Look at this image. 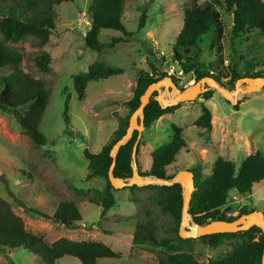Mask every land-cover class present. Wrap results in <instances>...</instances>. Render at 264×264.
I'll return each instance as SVG.
<instances>
[{
    "label": "rangeland",
    "instance_id": "rangeland-1",
    "mask_svg": "<svg viewBox=\"0 0 264 264\" xmlns=\"http://www.w3.org/2000/svg\"><path fill=\"white\" fill-rule=\"evenodd\" d=\"M92 1L74 0L53 6L55 29L43 47L34 46L30 37L10 45L25 54L16 68L40 80L48 93L49 104L39 126L47 142L35 148L14 116L0 110V177L7 181L11 192V195L7 194L5 185L0 181V197L22 218L28 232L41 236L49 244L60 238L96 241L120 256L118 259H101L96 264H157L173 250L178 253L192 251L203 264L221 259L238 239H225L216 249L200 239L189 238L178 242L174 220L157 207L155 191L147 189L130 191L123 188L113 192L116 205L100 217L101 208L95 206V202L104 189V180H85L88 171L83 150L98 153L113 137L118 128L117 115L122 117L127 113L123 102L132 97L136 72H150L151 66H154L158 77L170 69H179L171 59L172 47L182 28L183 11L193 0H128L121 22L126 31L134 35L99 52L87 49L84 44V36L91 27L88 8ZM212 1L195 0V3L204 6ZM143 10H146V23L138 31V19ZM216 10L224 28L222 39L218 42L215 34L206 36L199 45L197 60L218 67V70L228 73L227 77L232 70L241 73L247 63L254 66V71L264 72V35L252 29L233 39L231 13L219 6ZM116 37H122V34L102 29L98 39L107 44ZM39 50L48 53L52 59L45 73L37 72L27 57V54ZM96 61L121 68L123 74L90 83L85 100L79 101L73 93L71 77L85 72ZM13 68H0V77ZM176 78L179 90L195 83L189 76ZM228 80L224 78L223 81ZM212 91L210 100L181 102L171 114L164 115L150 128L144 129L137 156L140 170L149 168L154 150L171 141V125L182 130L181 136L187 147L166 168L168 176L176 177L178 172L198 166L206 177L217 157L233 162L238 168L249 154L259 151L264 156V89L238 95V110H234L216 90ZM175 95L176 92L172 91L165 98ZM68 96L69 124L66 125L63 110ZM201 104L206 105L212 114L211 130L208 132L197 130L193 125L201 114ZM61 202L76 205L81 215V222L76 226L55 224L29 211L32 208L52 215ZM244 206L264 215V183L254 187L250 194L238 195L234 190L230 191L221 211L234 217ZM146 212L150 217L145 216ZM147 220H153L157 240L160 243L167 241L173 250L164 245L133 243L136 224ZM181 223L180 219L178 230ZM11 261L14 264H40L34 255L21 249L0 253V264H10ZM55 264L80 263L74 258L64 257Z\"/></svg>",
    "mask_w": 264,
    "mask_h": 264
},
{
    "label": "trees",
    "instance_id": "trees-1",
    "mask_svg": "<svg viewBox=\"0 0 264 264\" xmlns=\"http://www.w3.org/2000/svg\"><path fill=\"white\" fill-rule=\"evenodd\" d=\"M127 1H92L88 8V21L91 27L84 36V44L87 49L99 52L104 48H112L117 42L129 39L134 35V33L126 31L121 22V15ZM62 2L71 3L74 0H0V68L14 67L10 72L0 77V110L14 116L22 132L29 137L35 148H40L47 142L45 136L39 131V126L49 104V97L40 80L16 68L25 58V54L12 49L10 45L21 43L29 37L32 38L34 46L38 48L46 45L49 35L55 29L53 6ZM216 6L231 13V37L233 39L244 31L252 29L264 35L263 0H213L204 6L197 5L193 0L183 11L182 28L172 47L171 59L182 70L183 76H189L195 82L205 77H211L221 87L233 90L238 79L264 77V72L262 70L254 71V66L247 63L241 73L232 70L227 77L228 73H223L221 69L218 70V67L197 60L196 56L200 52L199 45L206 36L215 34L218 42L222 39L224 28ZM145 23L146 10H143L138 19L137 30L143 29ZM102 29L118 31L122 37L112 38L107 44L102 43L98 39ZM220 49L219 47L218 50L220 51ZM27 57L39 73L47 72L52 62L50 55L40 50L27 54ZM219 61L222 62V59ZM156 72L154 66H151L150 72L143 70L136 72V85L132 97L123 102L127 113L122 117L117 115L118 128L114 131L113 137L101 147L98 153L83 150L88 171L85 180L94 178L104 180V189L98 201L95 202V206L101 208L100 217H103L110 208L116 205L113 192L117 190L113 189L108 180V172L113 162L110 150L125 135L129 118L138 108L140 96L145 89L150 84L167 76L166 73H163L156 77ZM121 74H123L121 68L96 61L89 65L85 72L71 77L73 93L79 101H84L86 88L90 83ZM224 78H229V80L224 82ZM171 79L177 85V78L171 76ZM212 95L213 91L209 90L200 94L197 100L208 101ZM155 96L154 93L144 108L143 125L145 129L150 128L162 116L171 114L179 106L162 109ZM69 100L70 96L66 98L63 110V120L66 125L69 124ZM232 107L234 110H238L239 102ZM200 108L201 114L193 125L197 130L208 132L211 130L212 114L206 105L201 104ZM170 128L173 132L171 141L151 153V163L147 170H140L136 160L137 172L141 177L166 180L174 177L166 174V168L175 162L176 157L187 145L181 136L182 130L175 125H171ZM137 135V131H134L129 141L119 148L113 168L114 177L123 180L131 178L133 172L131 155ZM140 141L136 157L139 154ZM189 171L193 173L194 191L191 195L188 214L194 222L198 225H205L214 220L234 221L241 215L254 210H248L244 206L239 209L236 216L232 217L222 212L221 208L225 206L230 191L234 190L238 195L250 194L254 187L264 183V156L259 151L249 154L242 160L238 168L233 162L217 157L212 164L210 174L206 177H203L201 168L198 166ZM0 181L5 185L7 194L11 195L7 181L2 177H0ZM127 189L130 191L142 189L155 191L157 207L160 211L170 215L175 222L176 240L178 242L187 241L181 239L178 234L182 210V188L180 185L131 186ZM76 192L78 193V191ZM29 211L66 227H74L81 222V215L73 202L59 203L52 215L37 212L32 208ZM145 216L150 217L147 212ZM232 238L238 239L231 245L232 249L226 252L221 259L207 261L206 264H261L264 240L261 230L257 227H252L247 231L214 234L199 239L206 241L210 248L216 249L225 239ZM132 241L137 245H164L167 249H172L167 245V241L160 243L157 240L153 220L137 223ZM20 249L34 255L40 264H55L64 257L74 258L80 264H96L101 259H118L120 257L107 245L96 241H73L60 238L50 244L47 243L41 236L28 232L22 218L16 215L10 205L0 197V253L6 250L17 251ZM173 251L167 253L165 258L157 264H203L195 258L192 251L179 253ZM10 264L14 263L11 261Z\"/></svg>",
    "mask_w": 264,
    "mask_h": 264
},
{
    "label": "water",
    "instance_id": "water-1",
    "mask_svg": "<svg viewBox=\"0 0 264 264\" xmlns=\"http://www.w3.org/2000/svg\"><path fill=\"white\" fill-rule=\"evenodd\" d=\"M244 88V89H243ZM264 89V77H243L238 79L234 84L233 90H228L221 87L213 78L205 77L194 84L179 90L171 77L165 78L150 84L139 99L138 108L131 114L129 118L128 128L125 135L119 139L111 148L110 156L113 160L108 172V180L115 190L128 188L131 186L143 187L148 185L156 186H172L178 184L182 188V210H181V226L179 228V237L181 239H199L201 237L210 236L214 234L236 233L240 231H247L252 227H257L261 230L264 240V215L260 211H253L248 214L241 215L234 221L214 220L205 225H198L193 218L188 214L189 203L191 195L194 191L193 173L188 170L178 172L176 177L166 180L157 179L154 177H141L137 172L136 150L142 132L145 127L143 125L144 108L148 104L151 96L155 93L156 101L161 105L162 109L176 106L181 102H193L202 93L209 90H216L221 97L234 106L238 102V95L258 92ZM172 91L176 92L173 98H165L166 95ZM134 131L138 135L132 149V176L128 180L116 178L113 175V168L115 159L119 148L125 145L131 138ZM191 226H193L191 228ZM261 264H264V246L261 258Z\"/></svg>",
    "mask_w": 264,
    "mask_h": 264
},
{
    "label": "built area",
    "instance_id": "built-area-1",
    "mask_svg": "<svg viewBox=\"0 0 264 264\" xmlns=\"http://www.w3.org/2000/svg\"><path fill=\"white\" fill-rule=\"evenodd\" d=\"M167 75L168 76H182V70L179 68L178 70H175V69H170L168 72H167Z\"/></svg>",
    "mask_w": 264,
    "mask_h": 264
},
{
    "label": "crops",
    "instance_id": "crops-1",
    "mask_svg": "<svg viewBox=\"0 0 264 264\" xmlns=\"http://www.w3.org/2000/svg\"><path fill=\"white\" fill-rule=\"evenodd\" d=\"M258 92H259V91H258ZM162 117H163V116H162ZM162 117H161V118H162ZM138 156H139V155H138ZM137 162H138V157H137ZM145 170H146V169H145Z\"/></svg>",
    "mask_w": 264,
    "mask_h": 264
},
{
    "label": "bare ground",
    "instance_id": "bare-ground-1",
    "mask_svg": "<svg viewBox=\"0 0 264 264\" xmlns=\"http://www.w3.org/2000/svg\"><path fill=\"white\" fill-rule=\"evenodd\" d=\"M238 97V96H237ZM193 226H191V228H192Z\"/></svg>",
    "mask_w": 264,
    "mask_h": 264
},
{
    "label": "clouds",
    "instance_id": "clouds-1",
    "mask_svg": "<svg viewBox=\"0 0 264 264\" xmlns=\"http://www.w3.org/2000/svg\"><path fill=\"white\" fill-rule=\"evenodd\" d=\"M167 74V73H166ZM169 77H171V76H169Z\"/></svg>",
    "mask_w": 264,
    "mask_h": 264
}]
</instances>
